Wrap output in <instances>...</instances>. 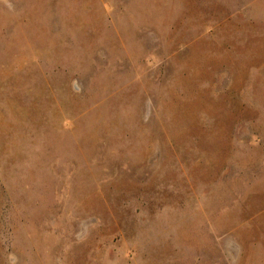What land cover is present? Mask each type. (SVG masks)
<instances>
[{
  "label": "rangeland",
  "instance_id": "374dc122",
  "mask_svg": "<svg viewBox=\"0 0 264 264\" xmlns=\"http://www.w3.org/2000/svg\"><path fill=\"white\" fill-rule=\"evenodd\" d=\"M0 264H264V0H0Z\"/></svg>",
  "mask_w": 264,
  "mask_h": 264
}]
</instances>
